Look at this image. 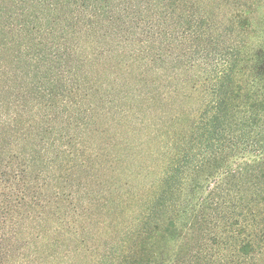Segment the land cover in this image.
<instances>
[{"label":"trees","instance_id":"obj_1","mask_svg":"<svg viewBox=\"0 0 264 264\" xmlns=\"http://www.w3.org/2000/svg\"><path fill=\"white\" fill-rule=\"evenodd\" d=\"M264 0H0V264H264Z\"/></svg>","mask_w":264,"mask_h":264},{"label":"rangeland","instance_id":"obj_2","mask_svg":"<svg viewBox=\"0 0 264 264\" xmlns=\"http://www.w3.org/2000/svg\"><path fill=\"white\" fill-rule=\"evenodd\" d=\"M263 13H264V7L262 8L259 14H263Z\"/></svg>","mask_w":264,"mask_h":264}]
</instances>
